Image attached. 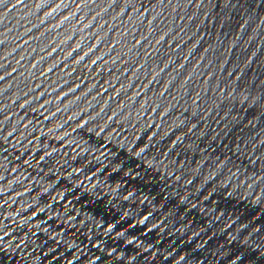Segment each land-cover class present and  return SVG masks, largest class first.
Segmentation results:
<instances>
[{"label":"water","instance_id":"water-1","mask_svg":"<svg viewBox=\"0 0 264 264\" xmlns=\"http://www.w3.org/2000/svg\"><path fill=\"white\" fill-rule=\"evenodd\" d=\"M0 264H264V0H0Z\"/></svg>","mask_w":264,"mask_h":264}]
</instances>
